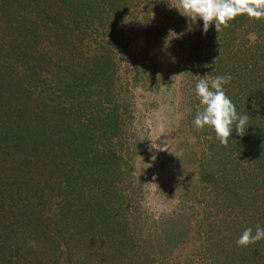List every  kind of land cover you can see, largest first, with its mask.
Instances as JSON below:
<instances>
[{
  "label": "trees",
  "instance_id": "16d2710c",
  "mask_svg": "<svg viewBox=\"0 0 264 264\" xmlns=\"http://www.w3.org/2000/svg\"><path fill=\"white\" fill-rule=\"evenodd\" d=\"M141 5L149 11L150 0H0V264H164L155 260L187 246L192 218L153 221L129 211L124 157L113 146L129 127L111 115L128 107L119 85L143 82L151 71L137 58L120 74L119 25L135 22ZM201 22L193 32L195 66L212 79L232 77L224 91L249 121L243 136L233 129L227 145L202 137H212L209 150L189 159L199 178L184 186L196 203H215L207 192L218 195L225 218L216 224L228 221L230 229H219L216 244L224 261L192 255L179 264H264V239L235 243L245 229L264 228V113L257 115L264 112V18L240 15L206 34ZM144 29L150 49L152 27L145 22ZM205 207L199 215L211 240L214 208ZM18 233L40 238L41 249L21 244Z\"/></svg>",
  "mask_w": 264,
  "mask_h": 264
},
{
  "label": "rangeland",
  "instance_id": "374dc122",
  "mask_svg": "<svg viewBox=\"0 0 264 264\" xmlns=\"http://www.w3.org/2000/svg\"><path fill=\"white\" fill-rule=\"evenodd\" d=\"M174 2L175 0H164L168 5L163 7L160 6L161 3L159 5L155 0H150L149 11L141 5V10L136 14L137 20L143 23L142 26L137 20L131 22L133 17L119 25L121 28L117 40L121 51L118 56L121 60L120 74L126 76V68L134 67L137 58L146 60L144 66L150 67L151 71L143 82L122 80V84L119 85L123 93L117 95L125 98L123 101L128 107L123 108V113L121 107L118 112L113 109L111 115L113 112L118 114V119H127L129 127L126 132L121 130L123 138L119 143L115 141L113 146L115 152L119 153L118 157H124L121 164L123 175L121 185L124 196L129 201L132 199L129 205L131 213L138 216L142 214L143 219L148 217L153 221L163 216L176 215L193 220L192 232L186 241L187 246H181L183 250L175 251L170 259L155 261L179 264L182 261H190L192 255L198 256L199 261L209 256L214 257L215 261H224L221 256L223 251L217 248L216 244L222 239L220 230L228 234L230 229L228 221L225 224L220 222L216 224L217 219L225 218L222 206H218L220 203L218 195L211 193L209 196L210 193L207 192L209 200L212 199L215 203L206 202L207 198L196 203L192 200L191 194L187 195L184 191V186L197 182L199 178L196 165L189 161L192 158L191 152L197 155L209 150L207 148L210 145L207 143L209 138L203 141L202 137L208 134L215 137V133L207 127L201 131L194 128L196 114L202 110V105L200 102L196 104V100L199 99L194 98L192 82L196 83L201 77L206 76V73L201 64L197 63L195 66V58L199 54L196 50L194 30L186 32L189 21L174 8L169 7ZM145 22L152 27L150 49L144 48L147 45L144 41L148 39L145 36ZM201 23V20H198L194 29ZM170 30L177 38L172 39L170 45L165 47V38L168 37ZM208 57L212 58L211 55ZM191 73H194L193 76ZM208 79L211 80L212 77L208 76ZM263 113L261 108L257 115L261 116ZM244 114L245 111L241 110L240 115ZM219 145L222 144L218 141L217 146ZM165 147L167 151L160 150ZM227 150L229 147H226L225 151ZM25 162L24 160L22 165ZM30 182L31 175L28 174L23 178L25 189L31 186ZM237 186L244 194L249 193L244 189L246 184L241 182ZM196 196L194 199H198ZM207 205L214 208L213 224L216 225L212 228L215 231L211 234V240L203 233L206 228L199 215V211L206 209ZM245 215L249 218L250 211H245ZM244 221L247 225V221L245 219ZM146 231L148 232V229ZM16 237L21 244L24 241V245L30 244L34 250L37 248L40 250L43 244L40 238L39 241L34 237L30 238L28 233H18ZM29 240L30 243H27Z\"/></svg>",
  "mask_w": 264,
  "mask_h": 264
},
{
  "label": "clouds",
  "instance_id": "9594fccd",
  "mask_svg": "<svg viewBox=\"0 0 264 264\" xmlns=\"http://www.w3.org/2000/svg\"><path fill=\"white\" fill-rule=\"evenodd\" d=\"M169 7L189 21L186 32L193 31L198 20L203 21V31L206 34L211 25H215V30L219 33L240 15H247L249 19L256 20L264 18V0H175ZM174 38H177L176 34L170 30L165 38V47H168ZM231 79L230 75H224L210 80L207 75L195 84V93L202 110L196 114L194 128L197 131L210 128L222 145H227L233 129L236 135L243 136L249 121L247 114L237 113L235 104L224 91L223 85L230 83ZM211 138L210 136L209 139ZM160 150L167 151V147ZM262 239L264 228L257 225L255 234L252 228H247L235 243L237 246L247 247Z\"/></svg>",
  "mask_w": 264,
  "mask_h": 264
}]
</instances>
